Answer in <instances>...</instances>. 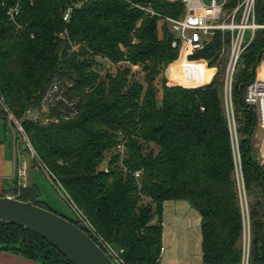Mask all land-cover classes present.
<instances>
[{
	"label": "trees",
	"instance_id": "obj_1",
	"mask_svg": "<svg viewBox=\"0 0 264 264\" xmlns=\"http://www.w3.org/2000/svg\"><path fill=\"white\" fill-rule=\"evenodd\" d=\"M19 1L20 30L7 14L18 0H0V94L8 106L0 115L12 114L22 124L36 153L32 167H46L126 264H158L164 205L178 200L189 201L201 216L203 264H245L247 222V264H264V161L253 141L258 116L244 100L264 53V32L234 74L236 150L221 32L191 57L206 59L207 69L203 61L175 62L180 49L172 45L177 35L170 22L123 0H91L68 23L63 15L70 0ZM137 1L164 16L183 13L179 2ZM258 8L264 21V0ZM168 67L172 83L191 87L171 85ZM214 67L212 81L203 84ZM202 69L205 77L198 78ZM17 144L31 153L20 132ZM4 191L0 195L10 192ZM12 192L48 208L34 184L23 188L16 180ZM3 251L41 264H74L43 236L12 223H0Z\"/></svg>",
	"mask_w": 264,
	"mask_h": 264
},
{
	"label": "built area",
	"instance_id": "obj_2",
	"mask_svg": "<svg viewBox=\"0 0 264 264\" xmlns=\"http://www.w3.org/2000/svg\"><path fill=\"white\" fill-rule=\"evenodd\" d=\"M90 1L91 0H70V3L64 11V21L67 23L70 22L74 10ZM123 1L127 2L132 7L143 10L147 14L152 16L158 15L170 22L172 29L177 35V38L173 41L172 45L180 49L179 58L175 62L181 61L182 63L191 64L193 62L195 63L205 60L208 64L206 59H192L191 57L194 53L206 48L213 41L218 32L222 33V47L219 55L221 58H226L225 103L231 131L233 135L234 131L236 134V119L232 95L233 79L239 62L246 49L255 40L259 31L264 32V21L259 20V0H169L172 2H179L183 5V13L178 17L164 16L156 12L150 4L144 5L137 0ZM20 13L21 4L19 0L16 4L8 6L7 14L9 21L13 23L18 30L24 28V25L18 20ZM169 67L167 68V74ZM216 68L218 69V67ZM184 76L189 77V74L185 73ZM167 77L169 83H171L170 76L167 75ZM190 78L191 77H189V79ZM175 84L187 86L186 84H183L181 80ZM57 88V85L52 86L51 92L57 90ZM244 100L256 111L258 116V127L264 129V53L258 63L255 77L246 87ZM0 106L8 110L5 97L1 94ZM10 116L15 119L19 132L25 135L22 124L12 114H10ZM26 138L31 152H33L34 156H36L31 142L27 136ZM236 141L238 147V139ZM117 150L123 159L126 156L125 145L123 143L119 144ZM40 165L47 171L43 164ZM27 173L28 164L26 161H22L19 176L21 180L20 184L23 188L28 186ZM142 174V170H137L135 172L136 177H141ZM64 195L72 205L73 209H75L78 213V216L81 219V224L85 226L89 235H93L96 242L105 250V252L116 264H126L123 258L119 255L118 251H116L109 243L97 234L93 224L81 212V210L77 208L68 195L66 193ZM247 209L246 200V210ZM163 251L164 247L161 249V252Z\"/></svg>",
	"mask_w": 264,
	"mask_h": 264
},
{
	"label": "rangeland",
	"instance_id": "obj_3",
	"mask_svg": "<svg viewBox=\"0 0 264 264\" xmlns=\"http://www.w3.org/2000/svg\"><path fill=\"white\" fill-rule=\"evenodd\" d=\"M105 67L112 68V65L103 61ZM205 70H201V73H198V78H204ZM171 85H176L175 83H170ZM197 86V85H192ZM191 87V86H187ZM44 112L47 111L46 105L44 106ZM227 110V108H226ZM47 113V112H46ZM48 122V120H44ZM234 131V130H233ZM24 138L25 143L27 144L26 136L21 133ZM237 132L234 131V146L237 150ZM254 145L257 149V155L259 160L264 161V129H261L257 126L254 134ZM30 148V147H29ZM31 152V149H30ZM23 156L22 160L26 161L28 164V178L27 182L29 185H33L32 176L36 175L40 180L38 181L40 190L42 194L39 196L41 200H47V203L50 205L47 207L50 210L56 211L60 214H69V218L72 220L81 223V219L78 216V213L72 207V211L69 210L70 207L62 199L64 191L60 185L56 184L52 178H49L45 172L41 169V165H37L41 169H35L32 167L34 154L31 153H21ZM36 157V156H35ZM240 169V165H239ZM45 170V169H44ZM240 174V173H239ZM242 181L241 175L239 177ZM243 205L246 210V199L243 192ZM56 204L58 206H56ZM52 207V208H51ZM163 245L166 247V251L161 256L158 264H203L202 261V234H201V216L196 208H194L189 201L187 200H178V201H167L163 209ZM249 241H250V227L247 222L245 234H244V244L246 252L245 264L248 263V254H249Z\"/></svg>",
	"mask_w": 264,
	"mask_h": 264
},
{
	"label": "water",
	"instance_id": "obj_4",
	"mask_svg": "<svg viewBox=\"0 0 264 264\" xmlns=\"http://www.w3.org/2000/svg\"><path fill=\"white\" fill-rule=\"evenodd\" d=\"M0 223L20 225L38 233L74 264H116L81 227L32 201L0 196Z\"/></svg>",
	"mask_w": 264,
	"mask_h": 264
},
{
	"label": "crops",
	"instance_id": "obj_5",
	"mask_svg": "<svg viewBox=\"0 0 264 264\" xmlns=\"http://www.w3.org/2000/svg\"><path fill=\"white\" fill-rule=\"evenodd\" d=\"M202 61H203L204 66L207 69H210V67H208L207 62L205 60H202ZM212 69H213V74L211 75L210 79L203 84L210 83L212 81L214 75L218 71V69L216 67H214ZM167 75H169V74H167ZM203 84H199V85H203ZM0 108H1V106H0ZM18 132H19L18 126H17V123H16L14 118L9 116V118L4 119L0 115V194L4 193L5 189H8L10 191L6 195H0V196L16 197V195L13 194V192H12L15 188V181L18 180L19 187L21 186L19 171H20V167H21V162L23 161L22 160L23 156L21 155V152L18 149V144H17ZM34 168L35 169H41L38 166H35ZM41 170H43L45 172V174L49 178H51L46 170H44V169H41ZM35 174H33V176H32V183L38 187L39 194L41 195L42 192H41L39 184H38L39 183L38 181L40 179L38 177H36ZM27 178H28V175H27ZM28 186H30L29 183H28ZM61 197L69 205V207L71 209L69 211L71 212L73 210L72 205L69 203V201L67 200L65 195H62ZM44 202L46 203V205L50 206L47 203V200L46 201L44 200ZM56 206H58V205L56 204ZM54 212H56V211H54ZM58 214H60V213H58ZM60 215H62L64 217H69V214H63L62 213ZM165 251H166V247L164 246V251L161 252V256L164 254ZM160 259H161V257H160ZM0 264H41V263L36 262V261H32V260H28L26 258L19 256V255L3 251V252H0Z\"/></svg>",
	"mask_w": 264,
	"mask_h": 264
}]
</instances>
